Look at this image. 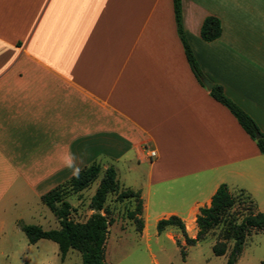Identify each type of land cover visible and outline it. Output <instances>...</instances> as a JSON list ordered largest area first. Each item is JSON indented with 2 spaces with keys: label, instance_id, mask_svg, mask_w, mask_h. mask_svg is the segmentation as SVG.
<instances>
[{
  "label": "crops",
  "instance_id": "0c3cea01",
  "mask_svg": "<svg viewBox=\"0 0 264 264\" xmlns=\"http://www.w3.org/2000/svg\"><path fill=\"white\" fill-rule=\"evenodd\" d=\"M182 10L206 80L264 134V0ZM210 16L222 35L206 42ZM93 163L141 193L142 236L172 216L197 235L223 184L264 212V154L193 74L173 0H0V245L10 223L33 225L22 208H47L43 195Z\"/></svg>",
  "mask_w": 264,
  "mask_h": 264
},
{
  "label": "trees",
  "instance_id": "16d2710c",
  "mask_svg": "<svg viewBox=\"0 0 264 264\" xmlns=\"http://www.w3.org/2000/svg\"><path fill=\"white\" fill-rule=\"evenodd\" d=\"M173 5L177 31L184 45L188 63L200 84L205 86L204 80L207 78L202 72L186 38L183 25L182 0H173ZM221 35L222 26L220 20L213 16L207 17L201 27L202 39L206 42H212L220 38ZM210 95L230 110L264 154V134L255 120L225 94L222 86L214 85L210 90ZM101 173H103V177L90 203L93 214L83 223L73 222L70 219L72 205L66 199L68 190L74 193L82 192L92 185ZM111 194H116L119 200L134 199L136 201L135 210L131 212L130 217L135 220L140 227V231H142L144 221L142 218H137L143 213L141 193L129 188H122L115 168L109 167L103 171L102 166L98 163L85 167L67 183L59 185L42 196V203L59 220V229L44 230L39 225H27L23 222L19 223V227L25 233L30 245H35L43 239L55 242L59 246L63 261L66 259L67 254L74 250L81 254L82 264H107L106 247L111 222L108 218L110 210L106 206V202ZM241 195L245 194L241 193ZM245 196L250 200L249 196ZM251 203L254 207L252 201ZM236 204V195L230 191L226 184H223L213 196L211 205L200 209L196 220L198 228L196 238L188 236L184 222L176 216L160 220L157 224L158 233L161 234L167 227L173 226L182 231L187 245H195L203 241L210 231L223 224V241H219L214 245V254L216 256H225L228 252V243L232 242V249L226 264H237L247 239L252 235V232L261 231L264 233V212L249 210L248 214L239 220L237 216L230 213ZM182 253L185 255L184 250H182Z\"/></svg>",
  "mask_w": 264,
  "mask_h": 264
},
{
  "label": "rangeland",
  "instance_id": "374dc122",
  "mask_svg": "<svg viewBox=\"0 0 264 264\" xmlns=\"http://www.w3.org/2000/svg\"><path fill=\"white\" fill-rule=\"evenodd\" d=\"M102 177L103 173L82 192L74 193L67 189L66 199L72 205L70 219L73 222L83 223L93 214L90 203ZM236 197L237 204L230 213L239 220L249 210L255 211L245 195L236 194ZM136 204L134 199L119 200L116 194L108 197L106 206L110 210L108 218L111 226L106 247L107 264H226L233 243H228L225 256H216L213 251L214 245L223 241V224L210 231L203 241L195 245L186 244L179 228L169 229H176L179 238L176 236L171 239L167 232L158 235L157 224L153 219L149 221L147 232L142 236L144 228L140 231L139 225L130 217ZM262 209L264 208H258V211H263ZM18 215L24 217L27 223L40 225L44 230L60 228L59 220L48 208H22ZM137 218L142 217L139 215ZM18 227L12 222L6 229L4 242L0 245V253H4L0 255V264H82L81 254L74 250L63 261L59 246L53 241L41 240L37 245L30 246L25 233ZM237 264H264L263 232H252Z\"/></svg>",
  "mask_w": 264,
  "mask_h": 264
},
{
  "label": "water",
  "instance_id": "95a60500",
  "mask_svg": "<svg viewBox=\"0 0 264 264\" xmlns=\"http://www.w3.org/2000/svg\"><path fill=\"white\" fill-rule=\"evenodd\" d=\"M204 85L208 90H211L214 87V84L210 82L209 80H204Z\"/></svg>",
  "mask_w": 264,
  "mask_h": 264
},
{
  "label": "built area",
  "instance_id": "2783aa9c",
  "mask_svg": "<svg viewBox=\"0 0 264 264\" xmlns=\"http://www.w3.org/2000/svg\"><path fill=\"white\" fill-rule=\"evenodd\" d=\"M151 156H152V157H155V156H156V153H155V152H152V153H151Z\"/></svg>",
  "mask_w": 264,
  "mask_h": 264
}]
</instances>
